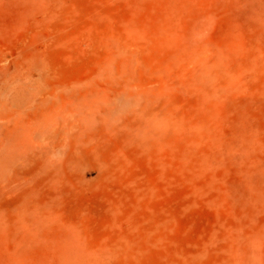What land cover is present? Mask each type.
<instances>
[{"label":"rangeland","instance_id":"1","mask_svg":"<svg viewBox=\"0 0 264 264\" xmlns=\"http://www.w3.org/2000/svg\"><path fill=\"white\" fill-rule=\"evenodd\" d=\"M0 264H264V0H0Z\"/></svg>","mask_w":264,"mask_h":264},{"label":"bare ground","instance_id":"2","mask_svg":"<svg viewBox=\"0 0 264 264\" xmlns=\"http://www.w3.org/2000/svg\"><path fill=\"white\" fill-rule=\"evenodd\" d=\"M155 119H156V118H155ZM155 119H154V120H155ZM152 120H153V119H152ZM166 122H167V121H166ZM149 123H150V122H149ZM166 124H167V123H166ZM147 125H148V124H147ZM153 125H154V124H153ZM160 126H161V124H160ZM154 127H155V126H154ZM145 129H146V128H145ZM153 129H154V128H153ZM159 130H160V129H159Z\"/></svg>","mask_w":264,"mask_h":264}]
</instances>
